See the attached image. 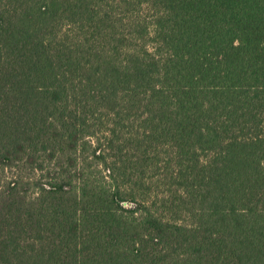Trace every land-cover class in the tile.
Returning a JSON list of instances; mask_svg holds the SVG:
<instances>
[{"label": "trees", "instance_id": "1", "mask_svg": "<svg viewBox=\"0 0 264 264\" xmlns=\"http://www.w3.org/2000/svg\"><path fill=\"white\" fill-rule=\"evenodd\" d=\"M0 264H264V0H0Z\"/></svg>", "mask_w": 264, "mask_h": 264}]
</instances>
